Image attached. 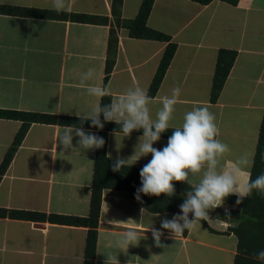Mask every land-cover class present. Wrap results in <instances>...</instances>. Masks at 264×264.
I'll return each mask as SVG.
<instances>
[{
	"label": "crops",
	"instance_id": "0c3cea01",
	"mask_svg": "<svg viewBox=\"0 0 264 264\" xmlns=\"http://www.w3.org/2000/svg\"><path fill=\"white\" fill-rule=\"evenodd\" d=\"M141 1L121 0L118 9L113 0H67L59 16L51 0H0L1 5L51 13H0V109L67 116L75 123L31 122L1 176L0 264H83L88 227L75 222L89 215L96 149L83 152L74 136V149L64 151L56 137L66 126H81L84 114L100 103L86 93L90 85L108 87L111 100L130 88L148 92L169 42L175 44L171 61L155 94H147L152 117L161 107L160 98L179 87L169 129L179 127L193 107L207 106L215 115L218 139L231 149L225 168L245 152L253 161L264 114V0H154L146 25L166 35V41L129 35L125 22L136 16ZM111 31L116 53L104 83ZM221 49L234 51L235 58L211 101ZM89 70L93 78L82 83L81 75ZM112 123L105 155L113 163L118 156L130 157L143 133L124 137ZM21 124L0 117V164ZM82 127L98 135L95 127ZM169 137L162 134L153 147L162 149ZM151 158L149 154L129 167L141 169ZM251 168L242 169L241 181L249 178ZM16 211L41 212L52 219L29 220ZM177 213L174 207L150 211L124 189L102 188L93 264H233L237 237L229 228L238 224L240 207L224 202L209 211L207 225L198 222L194 230L174 236L161 228V221ZM151 228L163 233L164 247L156 245ZM128 229L143 236L139 244L117 248V239Z\"/></svg>",
	"mask_w": 264,
	"mask_h": 264
},
{
	"label": "clouds",
	"instance_id": "9594fccd",
	"mask_svg": "<svg viewBox=\"0 0 264 264\" xmlns=\"http://www.w3.org/2000/svg\"><path fill=\"white\" fill-rule=\"evenodd\" d=\"M51 8L58 13L65 11L67 0H51ZM92 78L93 71L89 70L81 75V82ZM85 91L89 96L101 100L110 95V89L101 85H90ZM180 95L181 89L177 87L172 89L170 96H162L159 101L161 107L153 118L149 108L151 100L147 92L141 87L130 88L108 104H95L84 114L82 121L81 115L76 113L81 126H66L56 137L64 151L73 150V137H78V147L87 152L103 148L105 140L98 135L86 133L82 127L84 121H91V125L100 130L104 128L105 122H115L124 137L130 136L134 130H142L143 134L139 137L134 153L127 159L118 156L111 168L112 171L119 172L125 166H132L142 157L151 154L152 158L139 173L141 187L137 188L135 193L137 200L141 199L140 193L157 197L165 194L166 197H172L175 195L173 181L184 182L190 186L191 190L187 191L183 203L179 206L180 213L175 214L171 220L165 218L161 221V228L170 230L174 236L182 235L185 230H194L198 222L207 221L209 211L221 206L229 195H236L239 204L248 198L253 190L264 194V173L255 180L249 177L241 181L242 169L250 168L253 163L250 153L241 154L232 167L225 168L223 161L231 149L228 144L218 139L220 131L215 122V115L207 106H195L191 111L184 113L182 124L174 128L167 145L162 149L153 147V144L160 140L162 133L171 127L170 122L173 120ZM151 231L156 245L164 247L161 244L163 233L155 228H151ZM142 237L138 230L128 229L117 239L116 247L128 249L129 245H138ZM256 259L264 262V250L256 254Z\"/></svg>",
	"mask_w": 264,
	"mask_h": 264
},
{
	"label": "trees",
	"instance_id": "16d2710c",
	"mask_svg": "<svg viewBox=\"0 0 264 264\" xmlns=\"http://www.w3.org/2000/svg\"><path fill=\"white\" fill-rule=\"evenodd\" d=\"M154 0H142L139 6V10L136 16L131 20H126L125 25L129 31L131 37L136 38H153L160 40H168L167 36L158 32L157 30L147 27L146 20L153 5ZM199 3L205 4L211 0H194ZM231 4H236L237 0H226ZM115 8L121 6V0H113ZM0 13H23L37 16H49L51 13L47 10L36 9V8H21L10 5L0 4ZM59 16L61 13H58ZM116 38L114 32L111 31L109 38V60L106 64L104 83L108 80L109 74L114 64V58L116 53ZM175 51V44L169 42L161 56L160 62L157 66L154 77L151 81V85L148 88L147 94L152 96L157 91L159 84L164 76V73L171 61L173 53ZM235 53L232 50L221 49L217 55V61L214 69V75L211 85L210 99L215 101L219 95V92L225 82V79L233 65ZM111 102L110 95L105 96L100 100L101 106ZM0 117L12 118L21 120L22 124L15 134L11 146L8 148L1 164H0V179L4 174L7 166L9 165L12 156L23 139L29 124L31 122H46V123H59L64 125H75L74 121L69 119L67 116H54L35 113L25 112L16 110H3L0 109ZM83 120V119H82ZM101 121L103 122V115H101ZM116 124V123H115ZM81 125V124H80ZM84 126H90L91 121H84ZM94 128V127H93ZM113 129V123L105 122L104 128L98 130V136L103 137L105 145L103 148L96 149L95 162H94V175L91 190L90 208L89 215L87 217H80L77 219L75 225H81L88 227L87 234L85 237L84 247V261L83 264H93L96 247V235H97V220L100 209L101 190L104 187H116L121 188L129 192V194L135 198L137 188L141 187L140 170L134 169L129 166H125L119 172L112 171L110 162L106 155V135L109 129ZM119 128V126H118ZM117 128V129H118ZM120 129V128H119ZM172 131L168 129L163 135L171 136ZM135 133H143L142 130L136 131ZM264 173V114L261 122L259 137L257 141L256 150L253 158V165L250 171L249 177L255 180L257 176ZM175 185V195L172 197H166L165 194L157 196H149L140 193L141 201L147 209L150 211H158L162 208L174 207L176 211H180V205L183 203L187 191L191 190L190 186L184 182L173 181ZM181 193V194H178ZM224 202L231 205L240 207L241 217L238 224L234 227L229 228L232 233L237 237L236 254L233 258V264H264V262L256 259V254L264 250V194L253 190L252 194L245 198L241 203L237 204V196L229 195ZM14 211L12 210L11 213ZM18 215L24 214L26 219L45 221L49 217L52 219V215H46L45 213L36 211H16ZM15 212V213H16ZM11 214V217H14ZM189 216L192 218V214ZM201 223L206 224L205 221Z\"/></svg>",
	"mask_w": 264,
	"mask_h": 264
}]
</instances>
